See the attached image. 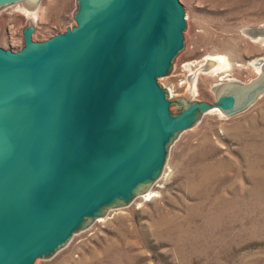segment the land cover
Segmentation results:
<instances>
[{
    "label": "water",
    "instance_id": "1",
    "mask_svg": "<svg viewBox=\"0 0 264 264\" xmlns=\"http://www.w3.org/2000/svg\"><path fill=\"white\" fill-rule=\"evenodd\" d=\"M39 1L0 0V9ZM74 20L44 40L29 20L19 49L0 46V264L51 257L146 193L204 112L229 116L264 93L259 57L261 73L219 81L214 102L169 98L158 78L184 49L180 0H77Z\"/></svg>",
    "mask_w": 264,
    "mask_h": 264
},
{
    "label": "rangeland",
    "instance_id": "2",
    "mask_svg": "<svg viewBox=\"0 0 264 264\" xmlns=\"http://www.w3.org/2000/svg\"><path fill=\"white\" fill-rule=\"evenodd\" d=\"M180 1L184 49L158 78L170 99L189 92V101L214 102V84L260 74L251 62L264 57L263 37L243 29L264 27V0ZM24 8L18 2L0 9V46L19 49L29 20L35 40L64 31L75 24L77 0H40L35 17ZM206 55L225 56L230 68L198 72L191 84ZM150 191L155 196H146ZM34 264H264V93L229 116L204 112L171 144L162 174L146 193L108 209Z\"/></svg>",
    "mask_w": 264,
    "mask_h": 264
},
{
    "label": "bare ground",
    "instance_id": "3",
    "mask_svg": "<svg viewBox=\"0 0 264 264\" xmlns=\"http://www.w3.org/2000/svg\"><path fill=\"white\" fill-rule=\"evenodd\" d=\"M24 10L26 13H31V16L35 17V11L34 10H29L27 8H24L22 9ZM261 37L262 40L264 41V36H261V35H258V36H255V37H252V38H255V39H260ZM224 55V54H223ZM223 55H206L204 58H203V62L200 63L199 67H197L195 69L194 72H192L193 74V82L191 84L194 83L195 85V79L197 76V73L198 72H201V73H212V74H217V73H220L222 72L223 70H225L228 66H229V61L227 60L228 58H226L225 56ZM264 58V57H263ZM189 63L185 64L186 67L190 69V65L188 66ZM251 64L254 66L255 70L258 72V73H261V66H262V59H255L251 62ZM230 68V66H229ZM191 70V69H190ZM192 71V70H191ZM222 78V76L220 77V79ZM218 83L214 84L215 86L217 85ZM193 87V86H192ZM196 87V86H195ZM170 90V88H169ZM196 88H194L193 92H195ZM172 93V92H171ZM213 110H217L219 112H221L219 109H212L211 111ZM222 113V112H221ZM146 196H148L149 198H151V196H155V193L152 194L151 191L148 192V194H146Z\"/></svg>",
    "mask_w": 264,
    "mask_h": 264
},
{
    "label": "built area",
    "instance_id": "4",
    "mask_svg": "<svg viewBox=\"0 0 264 264\" xmlns=\"http://www.w3.org/2000/svg\"><path fill=\"white\" fill-rule=\"evenodd\" d=\"M192 65H193V64H192ZM182 66H183L182 68H184L185 65L183 64Z\"/></svg>",
    "mask_w": 264,
    "mask_h": 264
}]
</instances>
